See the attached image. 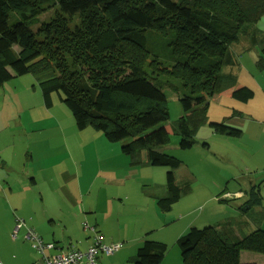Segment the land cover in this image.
Returning <instances> with one entry per match:
<instances>
[{
  "label": "trees",
  "instance_id": "1",
  "mask_svg": "<svg viewBox=\"0 0 264 264\" xmlns=\"http://www.w3.org/2000/svg\"><path fill=\"white\" fill-rule=\"evenodd\" d=\"M44 6L54 18L40 20ZM152 32L166 40L172 65L149 49ZM242 40L247 45L239 52L257 50L264 70V0H0V88L36 75L46 106L57 94L78 130L92 127L121 144L135 166L146 151L151 166L169 169L166 193L155 198L166 213L191 191L178 186L174 171L181 162L165 151L172 135L180 150L189 151L201 143L196 136L207 125L212 99L228 92L243 103L253 97L246 88L235 89L226 69L231 48ZM166 90L182 107L171 131ZM212 130L242 136L224 124ZM260 191L261 185L250 184L244 196L220 199L240 212L245 207L244 213L190 228L177 241L182 264H257L240 258L243 251L264 255ZM168 251L166 244L146 240L132 264H163Z\"/></svg>",
  "mask_w": 264,
  "mask_h": 264
},
{
  "label": "crops",
  "instance_id": "2",
  "mask_svg": "<svg viewBox=\"0 0 264 264\" xmlns=\"http://www.w3.org/2000/svg\"><path fill=\"white\" fill-rule=\"evenodd\" d=\"M246 45L247 42L242 40L231 48L232 65L227 66L226 69L227 73L236 79L235 89H248L253 94L252 99L247 103H243L231 97V92L218 95L211 100L207 113L212 105L222 116V119L217 124H225L227 122V124L233 125L232 127L240 129L242 136L238 138V142H244L248 138L250 142H259L264 137V70L257 66V61L260 57L257 50H251L248 53L239 52ZM246 61L248 64H245ZM35 84L38 85L36 81ZM42 101L46 109L51 110L54 107V99L52 100L51 107L46 106L43 96ZM70 120L74 124L69 128L71 136L68 140L75 144H81V139L84 138V133L88 128L78 130L73 115L70 117ZM39 123L34 122L32 125L33 127H37ZM212 123L216 122L208 118L207 125L201 128L200 131H209L211 134H214V132L209 130V128L212 130ZM53 126L55 125L47 123L44 128ZM31 132L32 136L29 139L30 148L36 160H41L48 156H58L66 152V148L59 145L57 139L48 140L40 135L37 136L36 130H31ZM16 146L12 150L0 148V264H37L42 262V255L26 240L28 229L34 230L45 244L54 243L56 245L54 250L45 251L47 257L62 255L74 249L84 250L88 248L93 244V234L91 232L94 229L102 237L104 244L110 245L120 242L123 245L121 251L113 256L106 257L101 255L99 257L100 264H132L136 258L138 249L146 240L161 242L169 247L163 264H182L180 251L178 247L176 248L177 241L190 228L198 227L200 220L194 217L189 223L180 225L181 221H176V216L172 215L167 217L160 227H154L151 221L147 222L144 225L145 228L140 232L136 230L131 234L122 232L121 207L117 203L116 196H108L106 194V187L112 185V188H120L118 196L124 195L121 193V190L123 186L126 188L128 183L124 181V178L128 180L130 172L132 175H136L138 172L140 173L139 170L142 167H152L154 170L162 168L153 167L148 163L146 151L140 154L142 164L135 166L132 164L130 157L122 153L121 144L110 143L102 133L97 132V135L89 145L93 152L89 163H81L79 166L77 153H75L73 158L76 162L74 161L69 171L62 172L65 184L60 189L57 187L54 189L55 193L61 190L65 195V206L61 207L58 204L55 206V201L49 200L48 197L52 190L49 187L45 188L47 193L46 202L44 198L45 191L39 182L40 172L31 170V165L22 164V156L18 152L19 144ZM200 148L202 149H196L197 152H201L200 150H210V145L208 148L202 146ZM192 150L186 152L189 153ZM94 168H97L99 173L105 170L109 175L113 174L114 176L110 178L106 177L105 180H107L108 185L103 184L99 188L95 199L91 201L93 197L92 187H83L80 175L84 173L86 175L88 172L91 173L90 171ZM168 171L169 169L166 168L164 170L165 177H160V181H163V184L154 186H159V190L151 188L152 192L147 193V197H150L152 202H156L155 198L157 196H163L166 193V174ZM188 177L189 179L191 178V176ZM248 179L250 180L249 186L250 184L261 185L262 188L264 185V180L255 182L250 178ZM243 180L240 179V184L243 183ZM191 181L193 182H190L192 183V192H190L191 196L197 194V199L195 200L208 202L210 205L216 203L217 205L219 196L215 194L216 192H207V188L202 186L204 183L205 185L209 183L207 179L206 181L191 179ZM120 183H124L123 186L119 187L117 185ZM210 184L217 185L216 188L214 187L215 191H217L216 189L219 190L222 186L217 180L212 178ZM113 192V189H110L109 193L112 194ZM244 195L245 192L238 190L234 196L242 197ZM40 206H42L41 211L37 210ZM18 210L23 213L18 212L15 221L14 213ZM207 216L209 215L207 214ZM18 220L24 222L21 228H18ZM207 220L211 222L209 225H215L217 221L216 216L211 218L206 217L205 221ZM83 222L87 224L88 228H84L85 224ZM166 226L168 227L162 229ZM159 231L162 233L158 234L157 232ZM23 241L30 245L31 249L36 250V253H30V247H26ZM243 253H241V262L264 264V255L250 252L242 257ZM13 254L17 255L14 259L12 258Z\"/></svg>",
  "mask_w": 264,
  "mask_h": 264
},
{
  "label": "rangeland",
  "instance_id": "3",
  "mask_svg": "<svg viewBox=\"0 0 264 264\" xmlns=\"http://www.w3.org/2000/svg\"><path fill=\"white\" fill-rule=\"evenodd\" d=\"M54 15L50 7L45 8L44 6L40 20L54 18ZM75 21L77 22V20ZM73 23H75L74 20ZM34 27L35 25L31 26L32 29ZM151 35L149 49L161 63L172 65L168 57L169 52L165 48L166 40L156 33L152 32ZM35 57L29 59L28 62L32 61ZM245 64H248L247 61ZM148 70L150 69L148 68ZM35 81L36 75L30 74L11 80L0 88V148L12 150L13 147H17L16 145L19 144L18 152L21 153L22 164L31 165V170L40 172L39 182L45 191L44 198L46 202L47 193L45 188L49 187L52 189L48 197L49 200L55 201V206L58 204L63 207L66 201L65 195L61 190L55 193L54 189L56 187L60 189L65 184L62 172L69 171L74 161L76 162L73 158L75 153H77L79 166L81 163H89L93 156L92 148L89 145L97 135V132L92 127H89L84 133V138L81 139V144L70 142L68 140L71 136L69 128L74 124L70 120V117H72L71 112L60 102L57 94L52 95L54 107L51 110L46 109L42 101L41 90L35 84ZM165 93L168 98L170 115L166 128L171 131V127L182 115V107L174 93L169 90H166ZM207 116V118L216 122L212 124H217L222 119L220 113L212 105L208 110ZM34 122L40 123L37 127H33L32 124ZM47 123H52L55 126L44 128ZM224 125L233 126L227 124V122ZM31 130H36L37 136L40 135L48 140L57 139L58 144L66 148V152L58 156H48L41 160H36L30 148L29 139L32 136ZM209 130L213 132L210 128ZM196 138L201 143L196 144L195 148H192L193 150L188 153L179 149V138L172 135L171 142L166 146L165 151L175 156L181 162L180 167L175 171L178 186H189L191 188L192 183L190 182H193L191 179L199 181H206L207 179L209 183L206 185L204 183L202 186L207 188V192H216L215 194L219 196L217 205L216 203L210 205L208 202L195 200L197 199V194L191 196V188V192L185 195L178 204L174 205L172 211L161 212L156 202H152L151 198L147 197V193L152 192L151 188L159 190V186H154L163 184V181H160V177H165L164 170L166 168L162 167L154 170L152 167H142L139 170L140 173L132 175L130 172L129 179L126 180L124 178V181L128 182L126 188L123 186L124 183L117 184L119 187L123 186L121 193L124 195L118 196L120 193V188L118 187L112 188V185L106 187V194L108 196H116L117 203L121 207L122 232L130 234L135 230L140 232L145 228L144 225L151 221L154 227H160L163 225L164 220L172 215L176 216V221H181L180 225H185L196 217L200 220L197 228L202 229L211 224L208 220L205 221L206 217L211 218L216 216V219H235L244 213L245 207L240 212L236 208L220 205L218 201L236 195L238 190L246 192L249 188L250 180L248 178L255 182L264 180V137L259 142H250L249 138L244 142H238V139L211 134L209 131H200ZM204 142L210 145V150H200L201 152H197L196 149H202L200 147ZM90 172L80 176L83 187H92L93 197L91 201H93L98 194L99 188L103 184L108 185L107 180H105L106 177L110 178L114 175H109L105 170L99 173L97 168H94ZM187 175L191 176V178L189 179ZM211 178L217 180L222 185L219 190L216 189L217 191H215L214 187L216 188L217 185L210 184ZM240 179H244L242 184L239 183ZM110 189L114 191L112 194L109 193ZM261 192L264 201V185L261 188ZM41 208L42 206L37 208V210L41 211ZM258 209L264 211V205L258 207ZM18 212L23 213L19 210L15 212V221ZM4 213L7 212L5 211ZM167 227H163L162 229ZM251 227L253 230H256V227L252 224ZM259 228L264 230V221L262 225L260 224ZM91 233L93 234L92 239H94V232ZM157 233L161 234L162 232L159 231ZM187 233L188 231L183 236ZM23 243L25 242L23 241ZM25 245L26 247H30L26 243ZM32 249L30 247V253H36V250L33 249V252ZM243 252L242 257L250 253ZM12 256L14 259L17 255L13 254Z\"/></svg>",
  "mask_w": 264,
  "mask_h": 264
},
{
  "label": "built area",
  "instance_id": "4",
  "mask_svg": "<svg viewBox=\"0 0 264 264\" xmlns=\"http://www.w3.org/2000/svg\"><path fill=\"white\" fill-rule=\"evenodd\" d=\"M24 222L18 220V228H21ZM84 228H88L87 224ZM94 232L93 244L84 250H71L68 253L58 255L55 257H47L45 255L46 250H54L56 245L54 243L45 244L34 230L28 229L26 234V240L32 244V247L36 249L42 255V262L37 264H100L99 257L104 255L110 257L121 251L122 243H112L106 245L102 241V237Z\"/></svg>",
  "mask_w": 264,
  "mask_h": 264
}]
</instances>
